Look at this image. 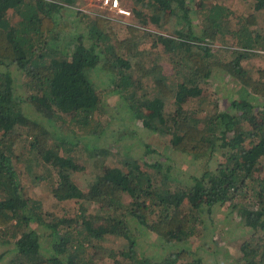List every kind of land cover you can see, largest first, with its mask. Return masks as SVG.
<instances>
[{
	"label": "trees",
	"instance_id": "obj_1",
	"mask_svg": "<svg viewBox=\"0 0 264 264\" xmlns=\"http://www.w3.org/2000/svg\"><path fill=\"white\" fill-rule=\"evenodd\" d=\"M225 1L130 0L124 13L0 0V244L12 252L0 264H211L204 254L235 227L251 233L232 264H264V66L242 62L262 56L251 26L264 0H241L233 18ZM224 73L248 105L219 106L206 84L225 86ZM118 130L117 142L161 136L147 164L101 139ZM177 156L193 170L171 183ZM221 205L234 213L219 233ZM149 234L158 241L142 245Z\"/></svg>",
	"mask_w": 264,
	"mask_h": 264
},
{
	"label": "rangeland",
	"instance_id": "obj_2",
	"mask_svg": "<svg viewBox=\"0 0 264 264\" xmlns=\"http://www.w3.org/2000/svg\"><path fill=\"white\" fill-rule=\"evenodd\" d=\"M227 8L229 11V17L228 18H233L237 16L238 14H242L246 11L247 9V4L246 2H243L241 0H227ZM119 5L121 7H126L129 8L130 0H119ZM81 6L80 7H85L88 10H97V9H106V10H112L106 7L102 3V0H81ZM93 8V9H92ZM255 18L254 21L255 23L252 24L251 30L256 33H260L261 38L259 42H264V7L255 13ZM128 19V18H127ZM226 24L229 26L231 25L233 27V22L231 19H225L224 20ZM235 25V24H234ZM231 39L230 37H224L223 41ZM146 48H143V53H147L148 50H150L148 53H151V58L156 60L163 61L165 60L163 57V54L160 49H157L154 44L152 45L151 42L145 43ZM215 46H219L221 52L223 55L230 53L229 50L232 49V47H227L225 44H216ZM243 64L246 66V70L252 73H256V70L258 67L264 66V56H259V55H250L246 60L242 61ZM229 75L227 73H224V80L226 81L225 86L221 85H215V80L211 79V82H208L206 84V88L211 89L212 95L214 97H217L219 106L221 108H226L230 103H246V105L249 104V94L243 89V86L238 84L237 82H232V81H227ZM151 93L156 94V89L155 88H149ZM116 101L117 98H110L109 102L107 103V113L106 114H114V111L117 110L116 107ZM175 103L169 106L174 107ZM122 113V112H121ZM117 114V113H116ZM117 117V118H116ZM110 120V126L111 128L117 127L120 123L118 116ZM102 120L101 123H105L107 121L106 115L104 114L101 117ZM130 126V122L127 124ZM119 130L113 133L112 135H109L106 138H101L104 140V142H107V145L111 146L113 149H118L121 151L128 150V152L134 156L137 160L140 161L142 165L147 164L149 157L151 156L150 153H143V151L146 148V143L148 144H155L159 142V139L161 138L160 135L156 133H147V134H142L141 137H137L131 134L125 133V139L120 140V142H117L116 138L119 135ZM159 136V137H158ZM53 140L49 141V145H53ZM125 146H128L127 149H125ZM145 154V155H144ZM177 155V154H176ZM121 157V156H119ZM164 160V157H161ZM171 175L175 176L174 178L171 179V183H177L178 181H182V179L185 177V175L189 172V170H193L192 162L189 157L185 156H177L175 161H172L171 163ZM175 168V169H174ZM90 176V171L88 170L85 172H80L76 173L75 177L79 182H84L86 179ZM178 176L179 178H176ZM31 193L37 196H40V198L44 199L45 197H48L46 194V189L43 184H40L38 186H35L31 189ZM90 206H93L92 204ZM234 213V206L233 205H221L218 208L214 209L213 212V219L216 221V231L219 233L224 230L226 227L229 226L230 219L232 218ZM251 233V229L248 228H242V227H235L228 232L224 231L219 234L218 241L216 242L217 244H212L210 245V250L214 251L213 254H204L206 255V258L208 260H212L213 257L214 259L212 260L211 264H232L233 259L235 258V254L237 252V247L239 245V242L245 238H247ZM151 234L148 235V237H143L141 239V244L146 245L149 242H157L158 240L154 239L153 235L150 236ZM8 246L7 244H0V255L3 257L0 262H3L5 259L9 258L12 252L7 250ZM107 260L105 264H110Z\"/></svg>",
	"mask_w": 264,
	"mask_h": 264
},
{
	"label": "built area",
	"instance_id": "obj_3",
	"mask_svg": "<svg viewBox=\"0 0 264 264\" xmlns=\"http://www.w3.org/2000/svg\"><path fill=\"white\" fill-rule=\"evenodd\" d=\"M102 3L106 6L113 7L118 9L121 12L127 13L126 10L120 7L118 0H102ZM253 51L260 53V55L264 56V47L263 48H254Z\"/></svg>",
	"mask_w": 264,
	"mask_h": 264
}]
</instances>
